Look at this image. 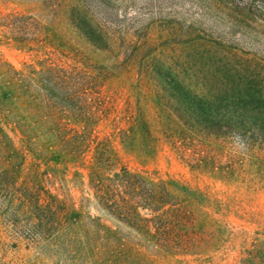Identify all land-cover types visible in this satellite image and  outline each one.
Instances as JSON below:
<instances>
[{
  "label": "rangeland",
  "instance_id": "obj_1",
  "mask_svg": "<svg viewBox=\"0 0 264 264\" xmlns=\"http://www.w3.org/2000/svg\"><path fill=\"white\" fill-rule=\"evenodd\" d=\"M47 58L99 86L41 85ZM92 114L67 154L55 121L82 133ZM96 169L161 184L190 249L154 253L102 211ZM24 181L71 206L58 233L15 199ZM93 219L129 241L122 264H264V0H0V264H98L78 243Z\"/></svg>",
  "mask_w": 264,
  "mask_h": 264
},
{
  "label": "trees",
  "instance_id": "obj_2",
  "mask_svg": "<svg viewBox=\"0 0 264 264\" xmlns=\"http://www.w3.org/2000/svg\"><path fill=\"white\" fill-rule=\"evenodd\" d=\"M41 65L42 69L37 72V76L43 86L64 88L83 96L87 93L86 89L95 92L94 89L100 84L98 74L82 68L65 67L51 62L49 58L43 60ZM32 73L36 74V71ZM84 121V131L74 134H71V129H67L62 122L55 121L58 141L67 148V154L78 155L93 141L89 137V126L95 121L93 114ZM31 144L30 140L26 141V146L30 147ZM103 146V142H98L95 146V163L102 161ZM15 184L16 181L13 185ZM89 188L97 206L136 232L139 236L138 241L140 235L148 240L152 239V245L155 247H151L154 253L190 249L188 239L183 236L190 218L189 214L181 205L169 201L168 193L161 184L147 187V182L143 178L128 173L125 169L111 176L101 175L96 169L90 176ZM13 192L20 206L29 215L37 218L38 227L52 229L58 233L65 225L71 206L64 198L59 199L36 184L29 185L25 181L14 187ZM166 204L170 207L163 209ZM138 207L148 208L150 216L142 217L137 211ZM90 226L91 229L86 228L79 235L80 247L86 245L91 251V258L98 264H122L129 249L126 247L129 241L115 237V233H110L109 228L96 219L90 221Z\"/></svg>",
  "mask_w": 264,
  "mask_h": 264
}]
</instances>
